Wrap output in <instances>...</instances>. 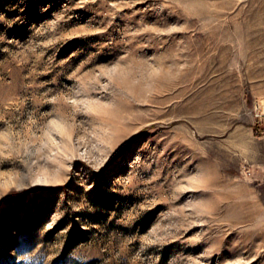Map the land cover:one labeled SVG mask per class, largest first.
I'll return each instance as SVG.
<instances>
[{
  "label": "rangeland",
  "instance_id": "obj_1",
  "mask_svg": "<svg viewBox=\"0 0 264 264\" xmlns=\"http://www.w3.org/2000/svg\"><path fill=\"white\" fill-rule=\"evenodd\" d=\"M264 0H0V264H264Z\"/></svg>",
  "mask_w": 264,
  "mask_h": 264
},
{
  "label": "built area",
  "instance_id": "obj_2",
  "mask_svg": "<svg viewBox=\"0 0 264 264\" xmlns=\"http://www.w3.org/2000/svg\"><path fill=\"white\" fill-rule=\"evenodd\" d=\"M255 125L258 133L264 137V104L258 103L255 106Z\"/></svg>",
  "mask_w": 264,
  "mask_h": 264
},
{
  "label": "crops",
  "instance_id": "obj_3",
  "mask_svg": "<svg viewBox=\"0 0 264 264\" xmlns=\"http://www.w3.org/2000/svg\"><path fill=\"white\" fill-rule=\"evenodd\" d=\"M261 142V150L256 151V159L259 164L264 166V137L260 138Z\"/></svg>",
  "mask_w": 264,
  "mask_h": 264
}]
</instances>
